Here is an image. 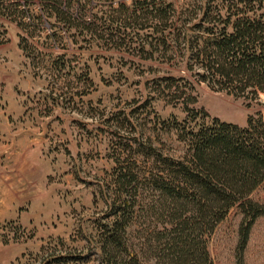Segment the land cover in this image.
<instances>
[{
	"label": "rangeland",
	"instance_id": "374dc122",
	"mask_svg": "<svg viewBox=\"0 0 264 264\" xmlns=\"http://www.w3.org/2000/svg\"><path fill=\"white\" fill-rule=\"evenodd\" d=\"M21 1L20 9L32 5ZM118 1L132 7L135 0ZM161 1L176 9L178 25L189 30L199 21L187 13L195 16L204 6L221 11L245 3L264 6V0ZM31 9L32 23L40 25L26 32V52L25 32L0 15V264H102L99 247L115 211L111 183L119 161L136 176H147L154 161L151 145L176 158L186 150L169 129L185 112L163 98L164 77L185 76L193 83L192 107L206 111V124L218 118L245 126L261 107L196 81L183 44L163 46L160 32L140 30L133 22L124 30L125 41L75 39L74 31ZM58 32L62 36L54 35ZM144 178L137 193L145 198L135 209L130 239L137 264H154L149 259L163 255L156 230L165 215L153 206L158 197ZM253 196L264 204V181ZM240 219L231 210L207 237L213 264H236ZM243 264H264V215L251 229Z\"/></svg>",
	"mask_w": 264,
	"mask_h": 264
},
{
	"label": "trees",
	"instance_id": "16d2710c",
	"mask_svg": "<svg viewBox=\"0 0 264 264\" xmlns=\"http://www.w3.org/2000/svg\"><path fill=\"white\" fill-rule=\"evenodd\" d=\"M28 1L32 5L20 9L21 0H0V8H5L0 15L13 18L25 34L31 26L40 25L32 23L33 7L41 11L39 18H53L66 32L74 31L75 39L125 41L128 35L124 30L134 22L140 30L160 32L163 46L168 44L174 48L183 44L187 69L196 67V81L213 91L260 105L261 109L247 116L245 126L218 118L206 124V111L192 107L197 101L193 83L185 76L164 77L159 85L163 98L185 112L182 122L176 118L169 122V129L175 130L186 150L176 158L163 156L151 145L148 155L154 157V161L147 176H136L130 165L119 161L111 183L117 194L111 203L115 211L102 233L99 247L102 264L140 261L139 253L133 249L130 229L135 209L145 198L137 193L138 180L145 177L148 189L158 197L153 206L165 215L162 229L156 230L163 255L150 261L156 260L154 264H213L207 237L231 210H235L241 215L236 264H243L251 229L256 219L264 215V204L253 196L264 181V100L261 99V94L264 95V6L245 3L225 7L223 11L204 6L195 16L187 13V18L199 21L189 30L178 25L180 16L176 9L161 0H135L132 7L118 0ZM259 10L261 13H257ZM216 20L219 21L217 26H203L204 22ZM56 23L53 26H57ZM27 35L21 36L25 52ZM54 35L62 36L60 32ZM157 40L161 46L159 37ZM130 186L136 190L135 194H131Z\"/></svg>",
	"mask_w": 264,
	"mask_h": 264
}]
</instances>
